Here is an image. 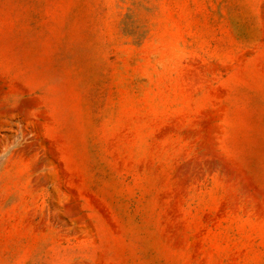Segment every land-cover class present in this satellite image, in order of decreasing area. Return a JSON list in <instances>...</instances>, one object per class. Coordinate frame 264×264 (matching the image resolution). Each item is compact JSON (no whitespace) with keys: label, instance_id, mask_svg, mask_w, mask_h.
<instances>
[{"label":"rangeland","instance_id":"374dc122","mask_svg":"<svg viewBox=\"0 0 264 264\" xmlns=\"http://www.w3.org/2000/svg\"><path fill=\"white\" fill-rule=\"evenodd\" d=\"M0 264H264V0H0Z\"/></svg>","mask_w":264,"mask_h":264}]
</instances>
